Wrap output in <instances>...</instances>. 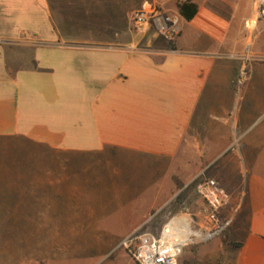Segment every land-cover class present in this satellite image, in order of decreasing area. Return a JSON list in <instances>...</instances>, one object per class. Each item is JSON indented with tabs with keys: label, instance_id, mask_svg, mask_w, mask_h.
Returning <instances> with one entry per match:
<instances>
[{
	"label": "crops",
	"instance_id": "1",
	"mask_svg": "<svg viewBox=\"0 0 264 264\" xmlns=\"http://www.w3.org/2000/svg\"><path fill=\"white\" fill-rule=\"evenodd\" d=\"M180 1L0 0V169L45 186L33 201L137 218L206 181L235 203L225 223L240 218L231 264H264V51L240 53L245 19L191 0L173 50L152 27L116 42L131 11L178 15ZM187 152L197 173L181 186Z\"/></svg>",
	"mask_w": 264,
	"mask_h": 264
},
{
	"label": "rangeland",
	"instance_id": "2",
	"mask_svg": "<svg viewBox=\"0 0 264 264\" xmlns=\"http://www.w3.org/2000/svg\"><path fill=\"white\" fill-rule=\"evenodd\" d=\"M255 2H210L212 10L224 17L245 19L240 26V41L245 47H241L240 53L246 61L250 60L249 53L255 49L264 51V18L260 16ZM137 11L135 9L127 16L126 27L122 28L123 32L117 36L116 42L120 35L129 37L130 34H137L131 23V17ZM154 12L165 11L156 8ZM247 71L246 66V77ZM12 157L18 162L24 160L22 155ZM181 159L179 172L182 186L189 184L197 172L188 164L193 159L192 154H182ZM5 169H0V264H133L119 247L132 231V225L138 224L142 232L157 235L175 215L189 218L191 229L201 235L199 240L191 239L184 247L179 264H231L228 248L231 245L228 242L230 236L238 231L240 218L233 216L221 234L204 240L205 233L200 226L205 206L199 195L193 193V184L160 210L153 211L149 218H137L131 216L132 210L115 211L107 202H67L63 197L52 202L33 201L36 195L45 193V186L30 185L27 179H12L15 170L8 164ZM11 175L12 178L9 177ZM170 175L176 176V171L170 170ZM98 182L94 187L101 197L108 191L101 179ZM234 206L235 203H230L219 211L221 224L234 214Z\"/></svg>",
	"mask_w": 264,
	"mask_h": 264
},
{
	"label": "built area",
	"instance_id": "3",
	"mask_svg": "<svg viewBox=\"0 0 264 264\" xmlns=\"http://www.w3.org/2000/svg\"><path fill=\"white\" fill-rule=\"evenodd\" d=\"M255 3L260 16L264 18V0H256ZM180 21L178 15L140 11L133 14L132 27L137 33H144L148 27H152L166 43L173 44L181 32ZM245 78L246 74L243 71L238 84ZM197 191L205 206L200 230L205 233L204 240H211L221 234L229 224H221L218 213L230 204V196L223 189L213 187L206 181L199 184ZM181 217L172 216L157 235L142 232L138 228L125 237L119 247L134 264H179V257L185 245L179 244L175 239L181 228L170 225Z\"/></svg>",
	"mask_w": 264,
	"mask_h": 264
},
{
	"label": "bare ground",
	"instance_id": "4",
	"mask_svg": "<svg viewBox=\"0 0 264 264\" xmlns=\"http://www.w3.org/2000/svg\"><path fill=\"white\" fill-rule=\"evenodd\" d=\"M170 226L181 228V232L175 239L179 244H183L185 246H187L191 242V239L199 240L201 236L199 232H194V230L190 228V219L186 216H182L181 218H179V220H174ZM170 226L169 230L171 228Z\"/></svg>",
	"mask_w": 264,
	"mask_h": 264
},
{
	"label": "trees",
	"instance_id": "5",
	"mask_svg": "<svg viewBox=\"0 0 264 264\" xmlns=\"http://www.w3.org/2000/svg\"><path fill=\"white\" fill-rule=\"evenodd\" d=\"M177 13L181 19H183L186 22H189L195 17V15L197 13V7L195 4H193L191 2V0H184L182 2L180 1L177 4ZM167 46L171 50L174 49L173 44L167 43ZM232 246L238 247L239 245L238 244H232Z\"/></svg>",
	"mask_w": 264,
	"mask_h": 264
}]
</instances>
